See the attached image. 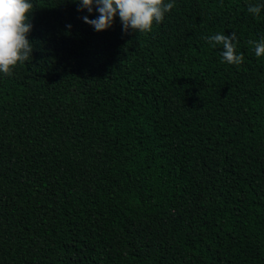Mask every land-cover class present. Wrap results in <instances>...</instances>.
Segmentation results:
<instances>
[{"label":"trees","instance_id":"obj_1","mask_svg":"<svg viewBox=\"0 0 264 264\" xmlns=\"http://www.w3.org/2000/svg\"><path fill=\"white\" fill-rule=\"evenodd\" d=\"M31 2V59L0 73V264H264V0H175L149 33ZM232 32L239 66L204 39Z\"/></svg>","mask_w":264,"mask_h":264},{"label":"clouds","instance_id":"obj_2","mask_svg":"<svg viewBox=\"0 0 264 264\" xmlns=\"http://www.w3.org/2000/svg\"><path fill=\"white\" fill-rule=\"evenodd\" d=\"M79 7L77 11H97L98 17L89 19L83 16L85 23L91 25L97 32L107 30L119 16L123 31L149 33L153 25L161 23L166 13L176 7L175 0H73ZM34 5L31 0H0V73L12 76L13 70L31 59L33 46L28 39L32 30L30 16ZM264 3L249 5L247 11L258 17ZM67 27H71L68 25ZM213 47L222 46L220 55L222 62L229 65L243 63L242 53L237 54L238 37L235 32L231 36L217 33L204 37ZM254 44L255 56L264 57V38L259 41H249Z\"/></svg>","mask_w":264,"mask_h":264}]
</instances>
